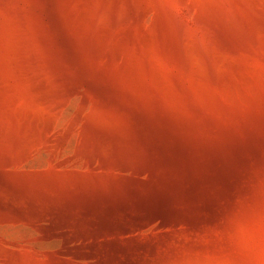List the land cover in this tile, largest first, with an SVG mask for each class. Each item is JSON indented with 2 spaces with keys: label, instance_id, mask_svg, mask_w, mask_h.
Here are the masks:
<instances>
[{
  "label": "rangeland",
  "instance_id": "obj_1",
  "mask_svg": "<svg viewBox=\"0 0 264 264\" xmlns=\"http://www.w3.org/2000/svg\"><path fill=\"white\" fill-rule=\"evenodd\" d=\"M0 264H264V0H0Z\"/></svg>",
  "mask_w": 264,
  "mask_h": 264
}]
</instances>
